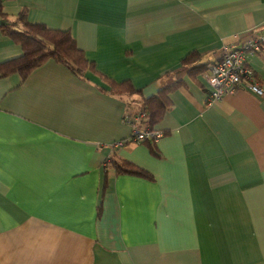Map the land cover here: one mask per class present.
Returning <instances> with one entry per match:
<instances>
[{
  "label": "crops",
  "instance_id": "0c3cea01",
  "mask_svg": "<svg viewBox=\"0 0 264 264\" xmlns=\"http://www.w3.org/2000/svg\"><path fill=\"white\" fill-rule=\"evenodd\" d=\"M24 9L140 93L103 92L99 74L53 60L0 76V264H264V95L209 104V69L182 64L264 30V0H1L0 26ZM22 53L0 30V63ZM249 64L264 85V46ZM177 80L165 135L133 143L128 103ZM110 157L153 179L105 169Z\"/></svg>",
  "mask_w": 264,
  "mask_h": 264
},
{
  "label": "trees",
  "instance_id": "16d2710c",
  "mask_svg": "<svg viewBox=\"0 0 264 264\" xmlns=\"http://www.w3.org/2000/svg\"><path fill=\"white\" fill-rule=\"evenodd\" d=\"M0 13H2L1 10ZM7 20V23L0 26V30L16 44L21 45L23 53L20 56L0 63L1 77L18 73L21 75L22 80L25 81L34 70L53 60L57 64L67 67L83 81L88 80L86 76L88 71L99 74L102 80L110 86L109 90L99 87L103 92L118 95L119 97H133L140 93V90L134 86L132 81L116 82L99 72L95 63L90 61L85 51L78 46L71 30L51 28L44 23H32L29 21L28 11L25 9L15 19ZM198 60V53L192 52L182 63L189 68V73L194 78L205 72L216 62L204 64L199 63ZM257 80L260 81L258 76ZM183 83L182 80H177L173 83L163 82L159 91L148 98H144L137 108L131 106L129 102L124 117L125 120L128 122V119L134 114L142 113L143 117L140 119L139 127L156 129L155 126L162 121L167 111L173 106L171 94L178 90ZM153 142V140L146 139L142 143L153 145ZM108 162H112L116 173L119 175L128 174L153 179L151 173L127 159L110 157ZM107 187L108 177L107 170H105L102 196L105 194ZM102 207L101 202L97 208L98 218L102 214Z\"/></svg>",
  "mask_w": 264,
  "mask_h": 264
},
{
  "label": "built area",
  "instance_id": "2783aa9c",
  "mask_svg": "<svg viewBox=\"0 0 264 264\" xmlns=\"http://www.w3.org/2000/svg\"><path fill=\"white\" fill-rule=\"evenodd\" d=\"M263 46L264 30L225 45L222 56L210 66L206 75L209 86V104L223 100L239 88L247 89L259 96L264 95V85L257 80L256 73L249 64V58L258 53ZM142 117V113H137L128 119L132 127L130 140L133 143L139 144L146 139L156 141L165 135L164 131L158 129L139 127ZM122 145H124L123 141L114 144V146ZM104 166L108 167L109 162L106 161Z\"/></svg>",
  "mask_w": 264,
  "mask_h": 264
}]
</instances>
